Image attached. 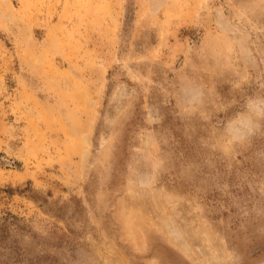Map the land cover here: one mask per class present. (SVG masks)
I'll use <instances>...</instances> for the list:
<instances>
[{
  "label": "rangeland",
  "instance_id": "1",
  "mask_svg": "<svg viewBox=\"0 0 264 264\" xmlns=\"http://www.w3.org/2000/svg\"><path fill=\"white\" fill-rule=\"evenodd\" d=\"M0 264H264V0H0Z\"/></svg>",
  "mask_w": 264,
  "mask_h": 264
}]
</instances>
